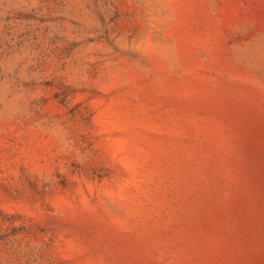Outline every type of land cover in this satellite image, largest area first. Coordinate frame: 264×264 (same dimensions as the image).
<instances>
[{"label":"rangeland","instance_id":"1","mask_svg":"<svg viewBox=\"0 0 264 264\" xmlns=\"http://www.w3.org/2000/svg\"><path fill=\"white\" fill-rule=\"evenodd\" d=\"M0 264H264V0H0Z\"/></svg>","mask_w":264,"mask_h":264}]
</instances>
